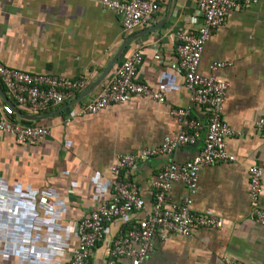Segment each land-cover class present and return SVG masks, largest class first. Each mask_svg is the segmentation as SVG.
I'll return each instance as SVG.
<instances>
[{"label":"crops","instance_id":"crops-1","mask_svg":"<svg viewBox=\"0 0 264 264\" xmlns=\"http://www.w3.org/2000/svg\"><path fill=\"white\" fill-rule=\"evenodd\" d=\"M102 1L0 0L4 65L85 81L84 90L63 105L38 112L15 106V122L51 128L50 137L20 144L0 131V264H69L77 244L74 225L109 201L117 157L177 137L181 125L173 109L189 108L192 117L207 122L206 110L191 101L183 73L172 68L178 34L201 25L195 2L157 0L153 19L127 32L121 18ZM137 51L143 56L139 80L162 94L165 102L134 96L125 104L77 116L81 104ZM115 59L108 76L83 97ZM215 62L227 63L217 76L229 85L223 120L236 133L226 139L235 161L202 167L194 194L185 183L174 182L166 206H179L190 198L194 212L221 218L223 226L195 228L189 237L168 233L165 241H154L144 264H227L225 258L264 264V227L251 219L248 172L264 164V135L255 126L264 117V0L228 14L205 46L200 73L210 76ZM10 102L0 80V111ZM204 139L203 132L196 145L140 161L132 169L144 209L107 226L104 241L92 251L91 264H105L112 241L152 211V183L164 167L192 160L203 149ZM262 186L258 207L264 209V177Z\"/></svg>","mask_w":264,"mask_h":264},{"label":"built area","instance_id":"built-area-1","mask_svg":"<svg viewBox=\"0 0 264 264\" xmlns=\"http://www.w3.org/2000/svg\"><path fill=\"white\" fill-rule=\"evenodd\" d=\"M201 25L196 31L183 30L178 34L177 61L173 69L183 73L186 89L192 103L203 107L207 112V122L192 117L189 108L173 109L171 114L181 125L177 137H166L156 147L139 152L122 154L112 168L116 179L111 188L109 201L92 210L74 225L77 244L72 250L69 264H91L92 251L104 241L107 226L117 220L126 219L131 214L142 211L144 199L132 178V169L140 162L152 157L171 154L179 148L196 145L205 133L201 152L183 164H169L156 176L152 186L155 202L152 211L125 233L112 241L109 257L105 264H144L154 241H165L168 233L189 237L195 228L220 229L223 220L213 215H203L192 210V200L186 199L182 205L167 207V196L172 184L185 183L194 194L202 167L221 162H234L235 157L227 148L226 139L236 133L223 120L224 102L228 83L217 76V71L226 67V62H215L210 66L211 75L200 73L199 65L206 44L215 31L222 26L233 10L244 9L262 0H193ZM103 7L115 12L125 31L150 22L159 10L157 0H103ZM161 55L160 50L157 52ZM143 62L140 51L131 54L117 68L109 82L88 101L81 104L76 115L96 114L110 106L127 103L134 96H149L160 103L165 102L162 94L155 93L139 80V69ZM0 80L11 99L0 111V131L10 134L20 144H37L52 135L51 128L15 122V106L32 111H44L50 106L63 105L85 88V81L52 74L28 73L11 69L0 61ZM264 135V117L255 123ZM250 196L252 202L251 219L264 227V209L258 207L263 192L262 179L264 164L252 166ZM227 264H240L225 258Z\"/></svg>","mask_w":264,"mask_h":264},{"label":"water","instance_id":"water-1","mask_svg":"<svg viewBox=\"0 0 264 264\" xmlns=\"http://www.w3.org/2000/svg\"><path fill=\"white\" fill-rule=\"evenodd\" d=\"M116 62H117V59H115V60L113 61L112 65H111V66L105 71V73L100 77V79H98V81H97L95 84H93V86H92L90 89H88L87 91H85V92L83 93V97H84V96H87L89 93H91L95 88H97V87L102 83V81L106 78V76H108L110 70L112 69V67L114 66V64H115ZM3 96H4V98H5V101H6V102H9V99H8L5 95H3ZM81 98H82V97H81ZM81 98L78 99V101H80Z\"/></svg>","mask_w":264,"mask_h":264}]
</instances>
